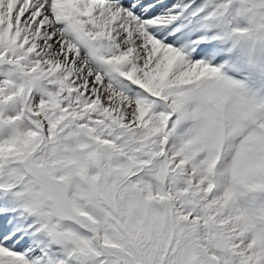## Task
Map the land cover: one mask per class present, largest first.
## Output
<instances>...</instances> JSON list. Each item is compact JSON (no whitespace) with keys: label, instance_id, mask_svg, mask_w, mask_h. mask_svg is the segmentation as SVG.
Here are the masks:
<instances>
[{"label":"snow or ice","instance_id":"snow-or-ice-1","mask_svg":"<svg viewBox=\"0 0 264 264\" xmlns=\"http://www.w3.org/2000/svg\"><path fill=\"white\" fill-rule=\"evenodd\" d=\"M225 2L0 0V264H264V136L198 126Z\"/></svg>","mask_w":264,"mask_h":264},{"label":"rangeland","instance_id":"rangeland-1","mask_svg":"<svg viewBox=\"0 0 264 264\" xmlns=\"http://www.w3.org/2000/svg\"><path fill=\"white\" fill-rule=\"evenodd\" d=\"M223 7L225 13L234 11V19L229 22L230 38L234 59L241 68L235 78L247 77V86L230 84L219 103L206 109L207 115L198 126L210 145L222 148L229 144L239 149L264 136V3L226 0Z\"/></svg>","mask_w":264,"mask_h":264},{"label":"bare ground","instance_id":"bare-ground-1","mask_svg":"<svg viewBox=\"0 0 264 264\" xmlns=\"http://www.w3.org/2000/svg\"><path fill=\"white\" fill-rule=\"evenodd\" d=\"M238 115H239V114H238ZM241 122H243L242 119H241ZM244 123H245V122H244ZM216 139H217V138H216Z\"/></svg>","mask_w":264,"mask_h":264}]
</instances>
